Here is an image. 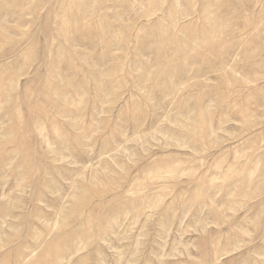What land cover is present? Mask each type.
Here are the masks:
<instances>
[{
	"label": "rangeland",
	"instance_id": "obj_1",
	"mask_svg": "<svg viewBox=\"0 0 264 264\" xmlns=\"http://www.w3.org/2000/svg\"><path fill=\"white\" fill-rule=\"evenodd\" d=\"M0 264H264V0H0Z\"/></svg>",
	"mask_w": 264,
	"mask_h": 264
}]
</instances>
